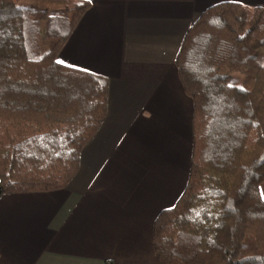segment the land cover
<instances>
[{
  "label": "trees",
  "instance_id": "1",
  "mask_svg": "<svg viewBox=\"0 0 264 264\" xmlns=\"http://www.w3.org/2000/svg\"><path fill=\"white\" fill-rule=\"evenodd\" d=\"M54 1L72 14L50 44L36 35L35 5L0 0V194L64 188L105 116L107 78L57 60L89 2ZM175 66L192 100V147L181 194L153 221L157 264H264V10L208 6Z\"/></svg>",
  "mask_w": 264,
  "mask_h": 264
},
{
  "label": "crops",
  "instance_id": "2",
  "mask_svg": "<svg viewBox=\"0 0 264 264\" xmlns=\"http://www.w3.org/2000/svg\"><path fill=\"white\" fill-rule=\"evenodd\" d=\"M86 1L57 60L107 78L105 116L64 188L0 194V264H157L153 221L181 194L192 147L181 40L210 5L264 10V0Z\"/></svg>",
  "mask_w": 264,
  "mask_h": 264
},
{
  "label": "rangeland",
  "instance_id": "3",
  "mask_svg": "<svg viewBox=\"0 0 264 264\" xmlns=\"http://www.w3.org/2000/svg\"><path fill=\"white\" fill-rule=\"evenodd\" d=\"M23 5L33 4L36 7L34 13V19L37 21L34 24L36 35L39 38H44L46 35L51 41H55L59 36L65 34L68 31V22L71 18V9L64 8V5L54 0H21ZM32 13V12H31ZM44 15V18H39ZM28 18V17H27ZM252 76H242L234 74L232 76L233 82H238L239 85L250 86L252 82Z\"/></svg>",
  "mask_w": 264,
  "mask_h": 264
}]
</instances>
